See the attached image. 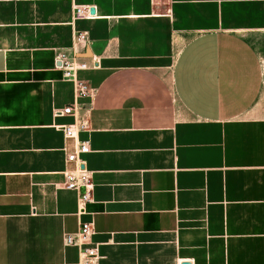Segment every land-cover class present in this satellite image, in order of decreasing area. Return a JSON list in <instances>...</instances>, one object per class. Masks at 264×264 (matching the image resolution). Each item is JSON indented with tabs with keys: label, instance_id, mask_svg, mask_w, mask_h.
Instances as JSON below:
<instances>
[{
	"label": "crops",
	"instance_id": "0c3cea01",
	"mask_svg": "<svg viewBox=\"0 0 264 264\" xmlns=\"http://www.w3.org/2000/svg\"><path fill=\"white\" fill-rule=\"evenodd\" d=\"M263 29L264 0H0V264H78L83 222L101 264L264 259ZM80 118L84 204L61 128Z\"/></svg>",
	"mask_w": 264,
	"mask_h": 264
},
{
	"label": "built area",
	"instance_id": "2783aa9c",
	"mask_svg": "<svg viewBox=\"0 0 264 264\" xmlns=\"http://www.w3.org/2000/svg\"><path fill=\"white\" fill-rule=\"evenodd\" d=\"M91 8L89 7H79L77 9V16L85 17L90 14ZM86 32L79 33L78 39H85ZM58 66L62 68L66 76L72 75V72L75 70L73 64L65 54H60L57 58ZM81 68H86V62L80 64ZM78 96L79 97H92L94 94V89L90 86L87 81H78ZM76 107L74 104H69L64 107L62 110H58L56 114L60 115H71L75 114ZM64 130L65 136L67 138H73L76 140L75 148L72 151H67L66 160L69 162H74L76 168L74 170H69L65 172V185L69 189H76L80 191L82 203H86L92 200V174L82 167L85 165V161L81 158V154L88 153L91 151V145L89 140H79L78 132L81 130H89L90 124L87 118H80L75 121L73 124H67L61 127ZM82 210H85L81 207ZM95 233V228L91 222H83L80 226V229L75 235H68L65 238L67 245H76L79 243H90L92 235ZM82 259L78 264H93V259L95 258V249L91 246H87L83 249Z\"/></svg>",
	"mask_w": 264,
	"mask_h": 264
},
{
	"label": "rangeland",
	"instance_id": "374dc122",
	"mask_svg": "<svg viewBox=\"0 0 264 264\" xmlns=\"http://www.w3.org/2000/svg\"><path fill=\"white\" fill-rule=\"evenodd\" d=\"M189 37H185L183 42L186 44V42L189 40ZM249 40L257 50L262 63L264 67V29L257 31L255 34L249 37ZM179 46L177 47V51L175 54L172 55L170 61H174V59L178 56ZM253 114H255L257 117L264 119V89L263 93L261 95V98L253 108ZM90 246L95 249V258L93 259V264H101L102 256L99 250V246L95 244L92 239L89 240ZM262 254H258L257 256L263 257L264 256V245L260 246ZM232 264H239V262L232 261ZM241 264H264V259H255V260H247L244 262H241Z\"/></svg>",
	"mask_w": 264,
	"mask_h": 264
},
{
	"label": "water",
	"instance_id": "95a60500",
	"mask_svg": "<svg viewBox=\"0 0 264 264\" xmlns=\"http://www.w3.org/2000/svg\"><path fill=\"white\" fill-rule=\"evenodd\" d=\"M91 11L94 12L95 10L92 9ZM82 167H85V165H82ZM183 264H191V262H184Z\"/></svg>",
	"mask_w": 264,
	"mask_h": 264
}]
</instances>
